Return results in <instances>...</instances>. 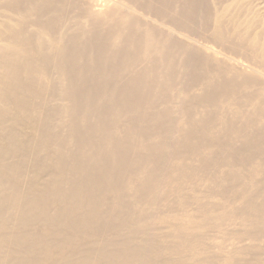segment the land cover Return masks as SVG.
<instances>
[{"label": "bare ground", "instance_id": "bare-ground-1", "mask_svg": "<svg viewBox=\"0 0 264 264\" xmlns=\"http://www.w3.org/2000/svg\"><path fill=\"white\" fill-rule=\"evenodd\" d=\"M209 1L9 0L0 264H264V29Z\"/></svg>", "mask_w": 264, "mask_h": 264}, {"label": "rangeland", "instance_id": "rangeland-1", "mask_svg": "<svg viewBox=\"0 0 264 264\" xmlns=\"http://www.w3.org/2000/svg\"><path fill=\"white\" fill-rule=\"evenodd\" d=\"M207 1H209V0H207ZM222 2V3H224V1L225 0H211V2L209 1L208 3L209 4H211L210 6L212 7V8H210V10L212 9L213 10V12L214 13H216L217 12V10L219 9V3L218 2ZM8 2H9V0H0V19H2V18H6V17H10V18H12L13 19V16H11V14H10V12H9V8H7V4H8ZM209 4H207L208 6H209ZM213 4V5H212ZM241 5H242V7L244 8L243 9V11H245L246 10V13H247V17H252L253 19H255L256 20V25H255V29H256V31H258V30H260V28L261 29H264V0H241V3H240ZM220 5H221V3H220ZM216 6L218 7V8H216ZM5 9H7L8 10V13L5 11ZM242 9V8H241ZM212 10H211V12H212ZM215 10V11H214ZM245 13V14H246ZM149 14H151V13H149ZM189 24H192V25H188V26H186V27H189V29L188 30H190V31H188V30H186L185 28V26H181V28L182 29H185V30H182L181 28H176L175 26H173L175 29H177L178 31L180 30V32H185L186 31V33H183V34H187V36H189L190 34H189V32L190 33H192V32H194V33H192L191 34V36L192 35H194V36H192V38H196L197 40H204V41H208V43L210 44V45H212V46H216V45H218L219 43H217V42H215V40H213L211 37V33H210V30L209 29H207V28H210V27H205L206 29L205 30H203L204 29V27H203V25L201 26V25H199V26H201V28H202V30H201V28L198 26V24L197 23H194V22H192V23H189ZM258 25V26H257ZM200 28V29H198V27ZM185 27V28H184ZM190 28H192V30L190 29ZM259 28V29H258ZM197 29V30H196ZM192 31V32H191ZM196 33V34H195ZM210 33V34H209ZM196 35H198V36H196ZM202 35V37H200ZM230 35V34H229ZM190 37V36H189ZM204 37V38H203ZM191 38V37H190ZM64 39H62V41H63ZM200 40V41H201ZM228 43H226V44H224L225 46H223V44H219L220 46L222 45V47H223V49L224 50H222V51H225V53L227 54V52H228V55H230L231 57H235L237 60H239V61H241L242 63H244V64H249L250 63V61L252 60V58H250V60H249V56H247L246 54V52L243 50V51H237V50H234L232 47V49H228L227 47H230L231 45H230V43L228 44L229 46H227L226 47V45H227ZM218 45V46H219ZM218 46H216V48L218 49ZM225 48H227L226 50H227V52H226V50H225ZM236 49V48H235ZM224 53V52H223ZM231 53V54H230ZM233 54V55H232ZM253 64H255L256 65V63H254V60H252L251 61ZM255 62H256V60H255ZM250 65H252L251 63H250ZM257 65L259 66V62L257 61ZM50 78H51V81L52 80H54L55 82H56V79H57V75H56V71H52L51 73H50ZM256 82H254V84H255ZM176 88L177 89H179V86L177 87L176 86ZM59 87H58V89H57V94H58V91H59ZM175 91H178V90H176V89H174V93L173 94H175L176 92ZM44 98V97H43ZM41 101H42V99H38V100H31V101H29L27 104H32L33 106H31V105H28V106H26V108L29 110V111H33V108H35L36 107V105H35V103L37 104V105H39V106H42V109L44 110V108H43V106H44V104H41ZM44 101V100H43ZM54 104H56V105H58V106H65V101H63L62 99L60 100L59 99V101H57V102H55V103H49L48 105H46V108L47 109H49V110H51L52 108H50V107H52ZM63 108H66V107H63ZM41 111L38 113V119L39 120H44V113L43 114H41ZM14 115H8V117H6V118H9V121H7V122H5L3 125H0V127H2L5 131H6V134L5 135H9L10 134V132H12V131H15L17 134H20L24 129H23V127L22 126H20V125H18V124H16L15 126H14V128L13 127H10L11 126V122H10V119L13 117ZM40 155H43V154H40ZM27 156H29L30 157V159H32L33 160V158H34V152L33 151H31L30 153H28L27 154ZM13 158H11V157H9L8 158V160H12ZM25 163H26V165H28V170L29 171H27V173H28V175H29V173H31V168L29 167V164L31 165V163H30V161H29V159L27 160H24L23 161V164H24V166H25ZM32 166V165H31ZM44 178H46V174H45V172H44V170L42 171V173H41V175H40V179H42V180H44ZM258 178H260L261 179V176H258L257 177V179ZM207 188V187H206ZM264 189V188H263ZM221 204H222V202H221ZM120 215V214H119ZM119 215L118 216H116V218H118L119 217ZM236 227V226H235ZM237 227H238V225H237ZM240 228H239V230H238V228H237V231H236V228H234V231L235 232H240ZM224 239H227V237L226 236H224L223 237ZM259 243H261V241H259ZM258 243V244H259ZM264 243V242H263ZM262 243V244H263ZM261 244V245H262ZM260 245V244H259ZM264 245V244H263ZM262 245V246H263ZM263 248H264V246H263ZM212 264H220V262L219 261H215V262H213Z\"/></svg>", "mask_w": 264, "mask_h": 264}]
</instances>
